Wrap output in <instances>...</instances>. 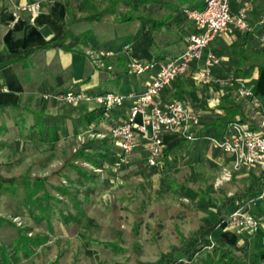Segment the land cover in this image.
Listing matches in <instances>:
<instances>
[{"label": "crops", "instance_id": "crops-1", "mask_svg": "<svg viewBox=\"0 0 264 264\" xmlns=\"http://www.w3.org/2000/svg\"><path fill=\"white\" fill-rule=\"evenodd\" d=\"M243 1L230 0L232 10L235 11ZM247 1L250 24L256 32H264V0ZM35 2L40 3V9L34 14L22 9ZM198 2L202 3L203 0H195L189 6L199 7ZM85 16L77 14L69 0H0V50L13 53L37 48L27 59L0 69L1 172L13 154L23 148V143L26 145L38 140L53 142L64 135L79 139L83 136L84 139V136L93 134L96 139L87 141L94 140L99 147L97 151L111 154L110 145H115L119 150L109 135L110 129L126 119L134 96L147 88L162 63L185 49L187 37L193 31L192 23L181 10L167 17L166 23L176 21L173 23L176 25L174 29H167L164 24L153 31L151 26L140 21L132 26L134 29L128 34L113 25L111 34L103 38L104 34L96 33L93 29L96 23L81 19ZM124 44H130V55L134 59L154 61L156 66L137 76L126 70L129 56L118 55L110 59L108 62L112 69L107 70L93 66L87 55L91 49L121 50ZM208 52L219 58V62L211 68V76L221 79L229 76L244 78L254 90L258 108L264 112V49L258 46L251 34L238 30L223 34L204 49L201 60L191 63L186 73L167 85L158 97L162 103L180 98L199 117L197 126L187 128L195 136L194 140H188L181 132L163 134L165 147L159 164L165 163L171 154L178 152L184 160H199L201 165L211 167L215 173L232 167L230 158L220 150L211 148L205 138L220 136L225 128L226 122L219 125L217 121L224 116L221 105L231 95L230 92L226 93L230 87L225 83L199 84L191 78L194 70L204 66ZM67 91L80 92L89 96V99L66 104L53 97L43 98V94L55 95ZM108 91L125 95L124 104L104 111L94 97ZM242 118L253 124L256 122L250 120L245 111ZM106 139L108 143H104ZM137 150L145 153L146 160V144L142 137L130 155L134 157ZM164 168L168 169L167 164H164ZM259 174L257 170L236 172L234 177L239 188L234 191L228 189L229 181L219 186L221 201L237 192L246 193L244 200L252 201L248 206L249 211L260 220L261 226L254 234L229 228L222 222L212 236L213 241L222 238L226 245L244 258L246 264H264V196L259 197L260 191H249L256 185ZM17 187L23 189V184ZM16 188L15 192L18 193ZM209 188L213 192L218 190L214 183ZM15 192L3 190L0 197H11ZM206 194L205 191L202 196L206 198ZM219 205H216L215 213ZM232 208L227 207L225 215ZM215 213L207 218L215 216ZM212 255L215 257L216 253L212 252ZM13 256L18 257L15 251Z\"/></svg>", "mask_w": 264, "mask_h": 264}, {"label": "rangeland", "instance_id": "rangeland-1", "mask_svg": "<svg viewBox=\"0 0 264 264\" xmlns=\"http://www.w3.org/2000/svg\"><path fill=\"white\" fill-rule=\"evenodd\" d=\"M171 1L69 0V3L81 16L106 11L100 20L91 21L96 23L94 31L105 38L111 34L113 25L128 34L133 25L145 23L137 19L121 23L118 20L123 16L161 20L190 7L195 0L180 1L176 7ZM171 22L165 23L167 29L175 28L176 21ZM93 136L79 139L64 135L53 142L23 143V148L10 158L1 172L3 176L28 173L32 178L49 176V179L45 189L29 199L24 186L21 189L16 184H7L0 190L10 192L16 188L18 192L0 197V264H155L160 252L179 243L196 228L199 220L215 213L222 194L219 186L214 192L209 186L222 171L215 173L194 158L184 160L178 152L159 167L148 166L145 153L140 150L123 161L115 145H110L112 161L106 160L102 169L80 159L73 160L75 151L87 139H96ZM67 160L69 165L65 163ZM73 162L82 171L73 168ZM235 173L232 172L228 182L232 191L239 188ZM205 191L206 198L202 196ZM22 234L29 238L21 243L24 251L19 247L18 257H11ZM26 248L29 255L23 253ZM178 256L179 264H183L184 258Z\"/></svg>", "mask_w": 264, "mask_h": 264}, {"label": "built area", "instance_id": "built-area-1", "mask_svg": "<svg viewBox=\"0 0 264 264\" xmlns=\"http://www.w3.org/2000/svg\"><path fill=\"white\" fill-rule=\"evenodd\" d=\"M22 9L34 14L40 9V3L27 4ZM248 12L247 0H244L235 11L231 8L230 0H203L199 7L182 9L184 17L193 26V31L187 37L185 49L161 64L147 88L134 96L126 119L110 129L109 135L120 150L121 160L124 161L130 156L142 137L146 144V163L150 167H158L159 160L164 154V133L181 132L188 140L195 139L187 128L199 124L198 115L180 98L162 103L158 97L167 85L186 73L191 63L201 60L204 49L211 41L223 34L234 30L251 34L258 46L264 49V32H256L248 20ZM130 51V44H124L121 50L91 49L87 51V55L93 66L107 70L112 69V65L108 62L110 59L118 55L129 56L125 65L126 70L137 76L151 71L156 66L154 61L132 58ZM218 62L219 58L214 53L208 52L204 58V66L194 70L191 78L199 84L225 83L230 87V91L226 93L230 92L236 101L242 102L245 113L250 120L256 122L253 124L244 120L242 116L236 115L233 120L225 124L220 136H205L210 147L220 150L230 158L232 164V170L223 169L214 182L215 187L230 181L233 171L257 170L259 173H264V112L258 108L254 90L245 79L234 77L221 79L211 76V68ZM51 97L66 104H75L80 99H89V96L74 91L55 95L43 94L44 99ZM94 99L101 108L108 111L114 107H121L126 97L108 91L95 96ZM138 118H140L139 122ZM262 196H264V187L259 193V197ZM259 221L249 209L238 206L226 215L223 222L229 228L254 234L260 228Z\"/></svg>", "mask_w": 264, "mask_h": 264}, {"label": "trees", "instance_id": "trees-1", "mask_svg": "<svg viewBox=\"0 0 264 264\" xmlns=\"http://www.w3.org/2000/svg\"><path fill=\"white\" fill-rule=\"evenodd\" d=\"M179 2L175 3V0L171 1L176 7L178 6L177 3H180V1L187 2L191 0H178ZM106 11H100L93 14H88L85 17L81 18L82 20H88V21H98L100 20V17L104 15ZM80 18H77V20ZM143 20L145 23L152 27L153 31L161 28L168 20V18H164L161 20H155V19H148L144 18L143 16H123L118 21L121 23H127L132 20ZM64 38L61 37V43ZM60 43V44H61ZM37 48H28L25 50H20L17 52L9 53L6 50H0V69L11 65L13 63L19 62L21 60L27 59L33 52H35ZM235 78V77H234ZM235 79H244V78H235ZM248 83V82H247ZM249 84V83H248ZM236 85V82H235ZM224 116L217 121V123L223 124L230 122L234 119L236 115L244 116V104L240 101H236L231 95L227 97V101L221 105ZM105 111V110H104ZM109 140H104V143H108ZM99 147L96 146V143L94 140L87 141L80 146L78 150L75 151V154H73L72 158L75 161H78L79 159L82 162H87L93 165L95 168H103L104 161L113 159V154L109 153H101L98 152L97 149ZM85 149H92L93 152H86ZM65 163H70L69 160H67ZM66 164V165H67ZM69 165V164H68ZM72 167L77 168L79 171H82L80 166L77 163H71ZM1 164H0V190L5 188L7 184L10 185H20L23 184L25 188V195L26 198L32 197L34 195H37V193L40 190L45 189V185L49 179V176H36L32 178L28 173H24L20 176H11V177H5L1 173ZM62 168H60L61 170ZM59 170H57V173ZM56 173V172H55ZM54 173V174H55ZM90 173H94L93 171H90ZM94 175L91 174V177L93 179ZM262 187H264V173H260L256 185L253 189L249 191H261ZM61 193L65 194L61 188H57ZM184 190V187H182ZM15 189H13L11 192H14ZM246 196V193L237 192L234 193V195L225 197L219 206L216 208L215 216H211L205 220L199 221L197 227L190 232L187 236L182 237L179 243L170 245L166 251L160 252V257L158 261L155 264H179V256L181 255L184 258L183 264H196L197 260H200L201 264H246V261L244 258L238 254L232 247L226 245L222 238H217L215 241H213L212 236L215 231V229L218 227L219 224H221L226 215L225 210L227 207L232 206V209H235L236 207L240 206L244 209H249L247 205V200H244ZM3 219V218H1ZM261 226V224H260ZM29 238L25 235H21L20 239L17 241L15 245V253L19 251V247L24 251L23 249V240ZM38 241L34 243H38ZM22 243V244H21ZM21 245V246H19ZM1 249V248H0ZM21 251V252H22ZM212 252L216 253V256L214 257L212 255ZM26 255L30 254V250L26 248V252H23ZM257 253V252H256Z\"/></svg>", "mask_w": 264, "mask_h": 264}]
</instances>
